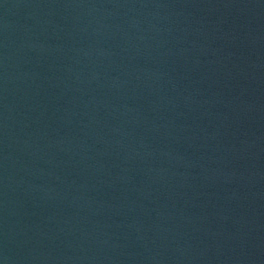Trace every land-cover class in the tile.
I'll use <instances>...</instances> for the list:
<instances>
[{
    "label": "water",
    "instance_id": "obj_1",
    "mask_svg": "<svg viewBox=\"0 0 264 264\" xmlns=\"http://www.w3.org/2000/svg\"><path fill=\"white\" fill-rule=\"evenodd\" d=\"M0 264H264V0H0Z\"/></svg>",
    "mask_w": 264,
    "mask_h": 264
}]
</instances>
